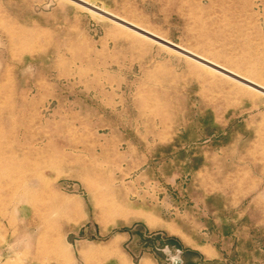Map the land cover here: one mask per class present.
I'll return each instance as SVG.
<instances>
[{
  "label": "rangeland",
  "instance_id": "1",
  "mask_svg": "<svg viewBox=\"0 0 264 264\" xmlns=\"http://www.w3.org/2000/svg\"><path fill=\"white\" fill-rule=\"evenodd\" d=\"M124 234L130 264H264V0H0V264Z\"/></svg>",
  "mask_w": 264,
  "mask_h": 264
},
{
  "label": "crops",
  "instance_id": "2",
  "mask_svg": "<svg viewBox=\"0 0 264 264\" xmlns=\"http://www.w3.org/2000/svg\"><path fill=\"white\" fill-rule=\"evenodd\" d=\"M119 241L116 244H112L109 245L107 247V250L110 251L111 249L117 247L118 248V252H111L109 253L108 257H107V261L105 262V264H130L131 259L124 254L120 249H121V244L125 241H127L129 239V235H122L121 237H119ZM181 242L182 239H181ZM141 264H158V262L155 259L152 258H145L143 259V261L141 262Z\"/></svg>",
  "mask_w": 264,
  "mask_h": 264
}]
</instances>
